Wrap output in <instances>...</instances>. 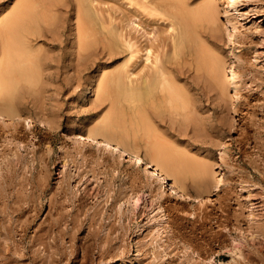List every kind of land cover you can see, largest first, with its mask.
<instances>
[{
	"label": "rangeland",
	"instance_id": "374dc122",
	"mask_svg": "<svg viewBox=\"0 0 264 264\" xmlns=\"http://www.w3.org/2000/svg\"><path fill=\"white\" fill-rule=\"evenodd\" d=\"M20 1L26 2L0 0V23L6 17L9 18V15L13 16V12L17 13L14 10L20 9L21 5L17 7ZM149 1L94 0L90 7L99 14L101 22L113 23L119 32V26L122 25L136 47L153 45L159 47H156L159 51H169L171 36L176 30L167 27L175 22L176 17L181 16V12L184 13L183 10L194 9L200 1L182 0V3L179 0H155V7L148 5ZM49 3V17V13L44 11L46 7L38 11L40 34L30 37L36 51H41L43 56L40 87L32 88L33 91L36 89L34 92L25 89L18 97L20 108L36 122L18 117L13 120L0 118V190L4 188L2 193L5 195V202L13 204L14 196L18 193L20 197L33 196L36 201V208L32 211L36 215L29 213L28 216H32L31 228L23 239V246L30 248L25 251L29 252H21L23 256H15L16 260L10 264H45L49 261V253L60 251H64L65 255H54L53 258L58 257L54 259L55 264H158V259L155 258L163 250L170 253L165 258L168 256L173 259V264H227L230 257L225 260L216 258L218 243L211 234L215 231L223 233L219 238L225 245L244 246L243 236L250 233L244 230L248 226L264 223V0H235L236 10L229 7V14L236 25L234 43L230 42L228 29L222 18H218L215 24L211 23V26L201 20L196 22V29L193 28L208 41L210 47L216 48L220 53L226 73L233 82L223 100L219 99L221 106L206 101L205 96L197 100V117L201 119V129L211 137V141L202 143L192 131L193 124L176 111L172 112L170 105L164 103L163 99L159 102L158 109L148 110V118L153 124L151 126L157 128L155 132L158 135L154 133L156 137L167 141L169 145L173 143L179 148L186 147L192 154L198 148L206 151L204 155L207 156V152L211 151L213 156L210 158L218 162V167L215 166V179L218 181L221 178L218 187L208 196L193 193L195 197L188 201L179 194L169 195L170 189L165 185L161 186L164 197L160 200L153 199L145 185L147 170L143 165L135 166L139 169V176L133 181L128 172L129 160L125 155L104 153L102 149H98L96 141H79L67 134L68 125H72L77 131L101 125L102 118L109 111V101L97 98L95 90L98 78L103 70L111 71L121 64L128 57V52L118 51L114 58H110L102 50L103 44H100V39L96 36L95 40L90 38L91 45L88 44L89 48L84 50L78 44L80 40L76 38L74 30V24L79 21L75 18L76 0H49ZM43 11L47 24L42 20ZM133 16L141 26L135 28L131 23L127 25ZM259 18L263 21L259 22ZM102 24L105 25L100 23L99 30H102ZM175 26L177 27L174 24ZM77 44L85 55L77 48ZM136 52L129 62V67L135 73L133 79L145 75L152 66L151 60L144 59L145 52ZM173 64L172 67L178 70L171 74L174 76L171 78L185 86L193 97H197L199 90L193 85L197 82L193 72L187 71L182 75L180 65H176L179 60H175ZM40 120L49 122L52 128L39 124ZM124 126L129 127L130 122L126 120ZM138 149L144 155V147L139 146ZM69 175L71 179L67 178ZM187 185L195 191L190 182ZM49 196L56 200L57 210L60 207L57 212L48 205L51 198ZM58 212L64 215L61 228L66 229L68 226L69 236L57 239L60 243L48 248L47 254L42 243L35 241L34 244L32 240L41 234L39 232L50 220L53 222L60 217ZM166 214L171 217L167 218ZM204 214L209 218L204 220ZM72 216H78L77 220L81 223L77 221L78 229L75 227L71 231L67 219ZM218 217H221L220 222H217ZM172 221L178 224L180 222L188 239L195 242L200 240L199 244H203V249L196 251L194 242H181L180 234L177 235L171 225ZM191 222L199 225L195 224L193 227ZM221 222L222 226H219ZM200 226L204 227L199 230L206 232L198 231L197 227ZM233 226L240 227L241 230L236 229L230 233L229 228ZM190 232H194L196 236H192L193 233L189 235ZM96 235L101 240L108 236L110 243L116 245V248H109V244L95 240ZM199 235L201 236L198 237ZM19 236L15 239L19 240ZM207 242L209 245H206ZM80 244L90 246L93 256L82 258ZM98 245L104 246L103 249L109 248L105 256L99 257ZM221 251L225 252L227 249ZM261 254L264 255V245Z\"/></svg>",
	"mask_w": 264,
	"mask_h": 264
},
{
	"label": "bare ground",
	"instance_id": "6f19581e",
	"mask_svg": "<svg viewBox=\"0 0 264 264\" xmlns=\"http://www.w3.org/2000/svg\"><path fill=\"white\" fill-rule=\"evenodd\" d=\"M25 1V3L22 1H20L21 3L19 2L17 7H20L19 5H21L20 9L14 10L17 13L13 12V16L9 15V18L6 17L5 20L0 23V118H8L13 120L14 118L18 117L35 123L36 120L32 116L25 114L18 105V97L19 94L25 89H31L30 91H33V89L36 88L42 80L43 56L40 54V50V53L36 51L37 49L34 48L30 37L31 35L40 34L41 28L38 21V15L40 12L38 13V11L41 9L44 10V7H46L44 11L49 13V15L47 14L49 17L50 12L48 11L51 5L49 0ZM93 1L94 0H76L77 16L75 18L76 20L79 19V21H76L74 24V30L76 31L77 35L76 38L80 40L78 44L84 47L83 49L85 50L86 48H89L88 44H90L89 41H91V37L94 39L96 36L98 39H100V44H103L102 46L104 48L102 50H104L110 58H114V55L118 53V51L128 52V57H125L126 59H124V61L122 60L123 62L116 68L114 67L113 70H103L98 78V84L95 90L97 98L101 101H109V111L107 115L102 118L103 120L101 125L97 127L90 126L84 131H77L72 125H68L67 134L72 135L79 141H96L98 149L100 151L102 149V152L104 153L111 155H115L116 153L125 155L129 160L128 172L133 181H135V179L139 176V169H137L135 166L143 165L147 170L145 174V185L149 188V195L150 197H153V199L155 198L160 200L164 197V191L161 189V186L163 185L169 187V195L179 194V196H181L182 199L186 201L193 198V193H196V195L206 194L208 196L218 187L219 183L221 182V178H219L218 181L215 179V176L217 175V173H215V166L218 165V162L216 159L212 160L210 158L213 156V153L209 151L207 152L209 156H207L206 154L204 155L206 151L198 148L196 152L192 154L193 152L191 153L188 149H186V147L179 148L173 143V145H169V143H166L167 141H162L159 139V137L155 136V134L158 135L155 132L157 128H155V126H151L153 124H151L148 118V110L158 109L159 102L161 99H163L162 101L164 103H167L168 106L170 105L169 108L172 109V112L176 111L177 114L184 116V118L189 123L193 124L192 131L196 134L198 139L202 140V143L205 144L209 142L211 137L207 136V133L201 129L202 122L200 121L201 119L199 120V117H197V100L205 96L207 98L206 101L209 100L211 103L216 104L219 107L221 106L219 99L223 100L225 92H227L228 88L232 86L233 82L231 76L226 73L224 65L225 63L220 53L218 54L216 48L210 47L208 41L198 34L197 30L194 31L193 28L196 29V22L198 23L201 20H205L208 22L207 24L211 26V23L215 24V21H217L218 18H222L224 25H226L228 29L230 42L234 43V40L236 39V25L234 23V18L229 14V7H231V10H236L234 7L235 0H199L200 2L194 9H182L184 13L181 12V16H178V18L176 17L175 22H171L169 27H167V29H171L173 31L176 30V32L171 36V50H169V48V51H159V47L156 46L158 48L157 49L153 45H145V47L142 45L140 48L136 47V43L132 41L129 32L122 25L121 26L123 28L119 26L121 29L119 32V29L116 28L117 26L113 25V23L111 25V23L106 24L103 22V20L101 22V18L98 16L99 14L97 15V13H95L96 11L90 7L91 4L94 3ZM179 1L183 3L182 0ZM155 2V0H150L147 3H149L148 5H153L155 7ZM150 6L146 5V7ZM44 11L42 16L43 22H45V19L47 18L45 17ZM51 12L54 13L53 11ZM110 18L113 20L112 17H109V19ZM133 18L134 16L130 18L129 23L126 24L129 25L131 23L133 26L135 25V28L141 26V23ZM111 20L109 21L111 22ZM261 21H263V19L259 18V22ZM100 23L105 24H102V30H99ZM45 24H47V22H45ZM174 24L177 25V27L175 26L176 28L174 27ZM127 25H125V27H127ZM78 44L77 48H79ZM92 44L96 45L94 42ZM79 49H81V51L83 50L82 48ZM135 49L140 53L145 52V54H143L145 56L144 59L151 60L150 62L152 65L150 67V71L144 73L145 75L140 76V78L138 77V79H133L132 76L135 75V73L129 67V62L135 56ZM82 52L80 54H86L85 52ZM143 55L141 57H143ZM232 56H235V54L232 53ZM175 60H179V64L176 65H180L179 70L182 72V75H185L187 71L193 72V77L197 80V82L195 81L193 85L197 91L199 90L197 97H193L189 90L185 88V86H181L182 84L179 85L176 83V79H172L174 76L171 74L175 72V70H178L172 67V64ZM173 66L175 65L173 64ZM185 66H187L186 70ZM139 79L140 81H138ZM34 91H36V89ZM126 120L130 122L129 127L124 126ZM39 124L44 125L49 129L52 128V125L47 121L45 122L40 120ZM153 127L155 128L154 130ZM140 133L143 135H140ZM139 146L144 147V155L139 152ZM67 178L71 179L72 177L69 175ZM68 179L67 182H69ZM240 179L241 178H239V180ZM5 182L6 181L4 180L3 183L5 184ZM188 182H190L195 187V191H192L188 187ZM2 190H0V264H10L16 260L15 256H18L19 258L23 256L21 252H24L25 254H28L29 252L25 251L30 248L27 247V249L25 246H23V239L26 236L28 229L31 228L32 216L30 215V217L28 215L30 212L32 213V211L35 210L36 201L33 196L27 195L26 197H20L18 196V193L14 196V201L11 200L13 204H9L8 202H5V195H3ZM10 194L12 193L10 192ZM47 200H49V198ZM55 201L51 197L48 201V205L51 209L54 208L56 211L57 206ZM37 202L39 203V200H37ZM23 203H26V205L24 206ZM59 209L60 207L58 210ZM61 210L63 211V209ZM165 210L168 211L167 213H169V210ZM160 212H162V210ZM32 214L36 215V213ZM205 214L204 220L208 217V215ZM58 215L60 217H58L57 220L53 221V219V222H50V220L48 224L45 223L47 226L44 227L43 230L40 232L37 230L41 234L35 236L33 240L30 238L33 243L35 241H37V243L39 242V244L42 243L47 254L48 248L57 245L59 242L57 239L64 238V236L68 235L70 232L68 226L65 227L66 229L61 228L63 224L62 222L65 218L64 215L59 212ZM166 215H168L167 218L171 217L169 214ZM77 217L72 216L71 218L69 217L70 219H67V224L71 226V231L77 226ZM174 218L176 219V217ZM219 218L221 219V217L216 218L217 222L218 220L219 222L221 221ZM171 220L167 221L171 222ZM204 220L202 219L203 222ZM193 221L197 222V220ZM172 222L173 224L171 223V225L174 227H171L176 230L177 235L180 234V239L182 240H180L181 242H188V244H192L194 242V248L196 251L203 249L201 248L203 244H199L200 240L195 242V240L192 241L186 237L187 234L185 235L186 232L184 233V230L179 225L180 222L179 224L178 222L176 223V221ZM191 224L192 226L194 225L193 227H195L196 223L193 224L191 222ZM65 225H63V227ZM220 225L222 226V222L219 224V226ZM189 227L190 226H188V228ZM201 227L202 226L197 227L198 231L200 232L201 230L199 229H201ZM236 229L241 230L240 227L236 228L233 226V228H229V232L231 233ZM192 230L194 231L196 229ZM244 231L250 232L248 236H243L244 246L225 245L219 238L223 233L221 234L220 232L216 231L214 234L212 233L211 235H213V240L215 239L214 241L218 243L216 258L219 260H225L227 257H230V261L227 264H264V255L261 254V248L264 245V223L261 225L248 226V228H246ZM38 232H36V234ZM203 232L206 231L203 230ZM191 233L194 234V232H190L189 235H191ZM53 234L54 236H52ZM70 234L72 235L73 232ZM96 234H98L97 231ZM158 234L159 229L156 231V235ZM17 235H20L19 240L15 239ZM204 235L207 236L206 234ZM192 236L196 235L194 234ZM200 236L201 235L198 237ZM209 237L210 239L212 238L210 234ZM95 240L100 241V243L104 242L109 244V248L116 246L110 243L111 239L109 240L108 236H106L104 240H101V238L96 235ZM62 241L64 242V240ZM203 241L205 240L203 239ZM209 241L212 242L211 240ZM71 243L69 244L71 245ZM207 243L206 245H209V243ZM255 243H257V245ZM30 245L28 244V246ZM84 246L85 245H81L82 258H85L86 256H93V253L90 249L91 247ZM99 247V257L105 256L109 248L107 247V249H103L104 246ZM62 248L64 247L62 246ZM222 249H227V251H221ZM155 253L156 252L153 254ZM158 253L159 255H157L159 257L155 255V259H158V264H173V259L169 258L168 256L165 258V256L170 253L165 252V250ZM54 255L61 257L65 255V252L60 251L59 253H49V261L44 263L55 264L54 262H56V260L54 259H57L58 257L53 258ZM51 258L52 261L50 260Z\"/></svg>",
	"mask_w": 264,
	"mask_h": 264
}]
</instances>
